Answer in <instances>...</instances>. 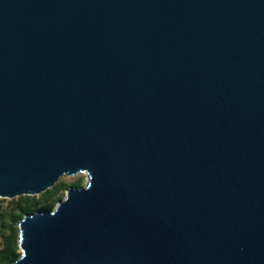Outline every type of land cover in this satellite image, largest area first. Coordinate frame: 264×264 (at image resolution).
Wrapping results in <instances>:
<instances>
[{"label": "water", "instance_id": "water-1", "mask_svg": "<svg viewBox=\"0 0 264 264\" xmlns=\"http://www.w3.org/2000/svg\"><path fill=\"white\" fill-rule=\"evenodd\" d=\"M85 173L14 264H264V0H0V199Z\"/></svg>", "mask_w": 264, "mask_h": 264}, {"label": "trees", "instance_id": "trees-1", "mask_svg": "<svg viewBox=\"0 0 264 264\" xmlns=\"http://www.w3.org/2000/svg\"><path fill=\"white\" fill-rule=\"evenodd\" d=\"M65 182L56 186L40 196H22L9 200L8 207L0 211V264H14L21 256L19 246V223L26 215L37 212L51 211L56 208L64 198ZM81 187V182L69 186ZM1 201H5L0 199Z\"/></svg>", "mask_w": 264, "mask_h": 264}, {"label": "rangeland", "instance_id": "rangeland-1", "mask_svg": "<svg viewBox=\"0 0 264 264\" xmlns=\"http://www.w3.org/2000/svg\"><path fill=\"white\" fill-rule=\"evenodd\" d=\"M88 181V175L85 173V174H78V175H75V176H71V177H67V176H64L62 177L58 183L60 182H65L67 185H66V188L64 190V194L65 196L67 195V192L69 190V186L73 183H77V182H81V185L83 184H86ZM57 183V184H58ZM37 196H40V195H37ZM5 201H1L0 202V211H3L5 210L8 205H9V200H12V199H3ZM58 205V204H57ZM0 243H1V240H0Z\"/></svg>", "mask_w": 264, "mask_h": 264}]
</instances>
